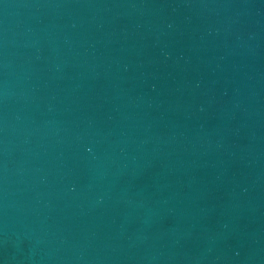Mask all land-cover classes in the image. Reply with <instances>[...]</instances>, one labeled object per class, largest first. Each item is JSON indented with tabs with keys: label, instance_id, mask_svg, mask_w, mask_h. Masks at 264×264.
<instances>
[{
	"label": "water",
	"instance_id": "obj_1",
	"mask_svg": "<svg viewBox=\"0 0 264 264\" xmlns=\"http://www.w3.org/2000/svg\"><path fill=\"white\" fill-rule=\"evenodd\" d=\"M0 264H264V0H0Z\"/></svg>",
	"mask_w": 264,
	"mask_h": 264
}]
</instances>
